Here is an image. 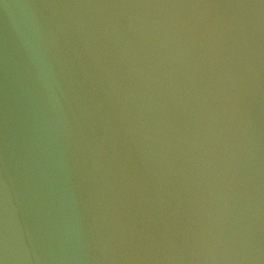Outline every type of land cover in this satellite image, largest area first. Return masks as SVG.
<instances>
[{
	"label": "water",
	"instance_id": "water-1",
	"mask_svg": "<svg viewBox=\"0 0 264 264\" xmlns=\"http://www.w3.org/2000/svg\"><path fill=\"white\" fill-rule=\"evenodd\" d=\"M0 264H264V0H0Z\"/></svg>",
	"mask_w": 264,
	"mask_h": 264
}]
</instances>
